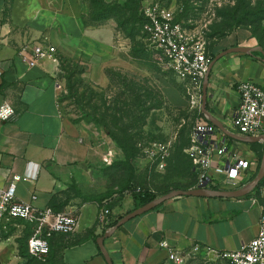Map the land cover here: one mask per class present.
Wrapping results in <instances>:
<instances>
[{
  "label": "crops",
  "instance_id": "1",
  "mask_svg": "<svg viewBox=\"0 0 264 264\" xmlns=\"http://www.w3.org/2000/svg\"><path fill=\"white\" fill-rule=\"evenodd\" d=\"M93 10L90 0H0V106L7 100L16 110L11 119L0 120V186L20 174L17 200L77 215L73 233L49 238L50 253L45 260L27 252L29 236L23 242L28 255L20 254L19 239L30 235L31 225L13 227L1 244L0 264H108L97 244V238L110 230L102 218V207L116 202L111 210L114 217L135 209L131 193H117V178L125 169L123 164L121 168V149L98 138L88 125L75 123L60 100L58 84L65 88L61 58L87 65L86 76L96 80L116 51L113 21L90 23ZM206 39L210 53L236 46L252 48L215 62L208 79L207 112L202 111L201 102L202 121L212 123L211 117L215 118L227 130L214 124L208 188L243 189L258 174L264 140L251 141L232 121L242 81H253L264 90V17L255 23L233 24L223 32L216 30ZM39 43L54 46L56 52L30 66L19 54L21 47ZM223 145L227 153L218 155L216 148ZM231 152L250 161L238 186L226 183L222 171L233 161ZM109 191L115 193L102 203L85 200ZM263 203L264 183L241 197L178 196L129 220L105 238L104 244L113 264L166 262L167 253L160 246L164 239L182 249L202 243L236 250L257 234Z\"/></svg>",
  "mask_w": 264,
  "mask_h": 264
},
{
  "label": "rangeland",
  "instance_id": "2",
  "mask_svg": "<svg viewBox=\"0 0 264 264\" xmlns=\"http://www.w3.org/2000/svg\"><path fill=\"white\" fill-rule=\"evenodd\" d=\"M101 1L106 6L100 17L115 25L116 51L105 61L96 80L86 76L87 65L60 59L68 96L64 101L66 111L80 124L94 129L98 138L116 147L122 143L132 154L117 178L120 196L131 193L130 185L148 186L157 192L175 186L188 188L198 182V172L186 149L192 143L194 127L204 119L201 108L191 102L187 80L166 65L162 52L147 39L139 4L135 0ZM158 1L177 12L183 7L181 21L190 29H203L206 35L228 30L240 20L255 23L264 11V0ZM98 3L94 8H100ZM92 20L90 23H97ZM159 143L167 145L164 169L158 167L159 160L145 152L147 147L157 151L154 145ZM22 237L26 238L24 234ZM25 238H21L23 242ZM184 264L215 263L189 259Z\"/></svg>",
  "mask_w": 264,
  "mask_h": 264
},
{
  "label": "built area",
  "instance_id": "3",
  "mask_svg": "<svg viewBox=\"0 0 264 264\" xmlns=\"http://www.w3.org/2000/svg\"><path fill=\"white\" fill-rule=\"evenodd\" d=\"M142 3V11L147 18L144 29L147 39L165 57L166 65L177 75L187 80V93L191 102L201 108L202 85L208 72L212 56L207 49V39L204 30L190 29L183 21H178L176 9L163 5L162 1L152 0ZM56 48L52 45L39 43L36 47L24 45L20 55L30 66H34L39 58L53 56ZM60 95L65 89L58 84ZM240 102L234 112L233 127L246 138L264 134V90L253 81H242L238 85ZM16 115V110L9 101H4L0 106V120H8ZM216 127L208 121H201L194 127L191 135V145L186 149L192 159L199 178L197 186L209 181L208 170L212 162V146L209 139L214 134ZM157 151L147 147L145 152L151 159L159 160L158 167L166 166L165 151L167 145L155 144ZM164 151V152H163ZM218 155L227 153L225 145L216 148ZM232 162L223 168L225 181L231 185H239L245 170L250 166V161L242 158L236 152H231ZM34 178L37 177L35 173ZM30 178V177H29ZM22 175L13 174L7 186H0V253L1 244L6 234L13 227L20 224L31 225V235L27 242L28 253L44 259L50 253L49 238L53 234H70L76 230L77 215L74 211L56 212L48 206L40 208L32 202L16 199L17 183ZM37 195H32L35 201ZM107 210L102 211V218L106 219ZM160 246L167 253V263L184 264L189 259L214 262L215 264H264V203L261 205V215L257 234L249 242L243 243L236 250H220L211 245L194 243L186 249L175 247L167 240L160 241Z\"/></svg>",
  "mask_w": 264,
  "mask_h": 264
},
{
  "label": "water",
  "instance_id": "4",
  "mask_svg": "<svg viewBox=\"0 0 264 264\" xmlns=\"http://www.w3.org/2000/svg\"><path fill=\"white\" fill-rule=\"evenodd\" d=\"M252 48L249 47H244V46H236V47H230L226 50L221 51L218 53L215 58L210 62L208 72L205 77V81L203 84V93H202V111L207 112L206 110V102H207V88H208V79L210 75V71L215 64L216 61H218L220 58L223 56L232 53V52H248ZM211 121L213 124H215L217 127H219L222 131L227 133L226 128L222 124V122L218 121L215 118L211 117ZM261 139L264 140V134L257 136V137H252L251 141H260ZM264 178V151L261 159V164L260 168L258 171L257 176L255 177L254 181L247 187L243 189H210L208 188V180H206L201 186L193 187L190 189H173L169 192H167L164 195H161L154 199L153 201H150L142 206H139L132 211L128 212L126 215H124L118 222L117 224L112 227L110 230L106 231L103 235L99 236L97 238V244L100 246L102 249L107 263L108 264H113L112 258L110 257L105 244H104V239L111 236L119 227H121L123 224L128 222L129 220L146 213L155 207L159 206L163 202L170 200L172 198L178 197V196H197V197H212V196H217V197H241L245 196L248 193H250L254 188H256L259 183L262 181Z\"/></svg>",
  "mask_w": 264,
  "mask_h": 264
},
{
  "label": "trees",
  "instance_id": "5",
  "mask_svg": "<svg viewBox=\"0 0 264 264\" xmlns=\"http://www.w3.org/2000/svg\"><path fill=\"white\" fill-rule=\"evenodd\" d=\"M136 3L139 4V17H140V22L142 23V25H145L146 22H147V18L145 17L143 11H142V5L140 3H142V0H135ZM90 2L92 3L93 7H94V4L95 2H99V7L100 8H94L93 10V13H92V17L91 19H93L94 21H101L104 18V16L100 17L101 14L103 13V7H105L106 5L104 4V1H101V0H90ZM138 10V9H137ZM184 9L182 8V11L181 13H183ZM180 13V14H181ZM183 16V14H181L180 16H178L176 19L178 21H181V17ZM264 17V11H263V15L260 17L261 19ZM239 22H242V20H240ZM211 56H212V60L215 58V56L217 55L216 53H210ZM69 79V77H68ZM68 98L67 95L63 94L62 97L60 98V100L63 102L65 101L66 99ZM201 114L203 115V112H201ZM80 120L78 119H74V122L75 123H78ZM119 148L121 149L122 153H123V159L120 161L121 164L125 165L131 160V157H132V154L130 155L128 153V149L126 146H124L122 143H119ZM264 183V178L262 179V181L259 183V185L256 187V189H258L262 184ZM130 190H131V194L135 200V208L139 207V206H142L150 201H153L154 199H156L157 197L161 196V195H164L166 194L167 192L173 190V189H190L189 187L188 188H181V187H178V186H175V187H172V188H168V189H165L161 192H157L155 191L154 189L148 187V186H141V185H130ZM115 192H112V191H109L105 194H103L102 196L100 197H85V200H94V201H97L99 203H102L103 200L106 198L108 199L109 197L113 196ZM118 193V191H117ZM116 202H111V203H108V205L106 207H102V211H105L107 210L108 213L106 214V221H107V225H106V229H111L112 227H114L117 222L122 218V216H117V217H114L113 214H112V208L115 206ZM101 206H103V204H101ZM53 208V207H52ZM56 212H60V211H63L61 209H55L53 208ZM31 235V233H30ZM29 234L26 235L30 237ZM28 237V239H29ZM24 238V237H23ZM20 254L22 256H27L28 254L26 253V249L24 247V244H23V241L22 239L20 238ZM28 242V240H27ZM101 251V250H100ZM27 252H28V248H27ZM30 255V254H29Z\"/></svg>",
  "mask_w": 264,
  "mask_h": 264
}]
</instances>
